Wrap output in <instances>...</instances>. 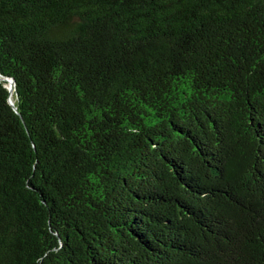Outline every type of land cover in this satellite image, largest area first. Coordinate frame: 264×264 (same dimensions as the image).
<instances>
[{
    "label": "trees",
    "instance_id": "16d2710c",
    "mask_svg": "<svg viewBox=\"0 0 264 264\" xmlns=\"http://www.w3.org/2000/svg\"><path fill=\"white\" fill-rule=\"evenodd\" d=\"M0 264H264V0H0Z\"/></svg>",
    "mask_w": 264,
    "mask_h": 264
},
{
    "label": "water",
    "instance_id": "95a60500",
    "mask_svg": "<svg viewBox=\"0 0 264 264\" xmlns=\"http://www.w3.org/2000/svg\"><path fill=\"white\" fill-rule=\"evenodd\" d=\"M10 85L8 86V89L10 90V92L12 91V88L14 86V81L12 79H9Z\"/></svg>",
    "mask_w": 264,
    "mask_h": 264
},
{
    "label": "bare ground",
    "instance_id": "6f19581e",
    "mask_svg": "<svg viewBox=\"0 0 264 264\" xmlns=\"http://www.w3.org/2000/svg\"><path fill=\"white\" fill-rule=\"evenodd\" d=\"M7 81H8L7 85L9 86L10 85V82H9V80H7Z\"/></svg>",
    "mask_w": 264,
    "mask_h": 264
}]
</instances>
